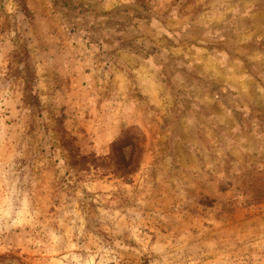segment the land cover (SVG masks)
I'll return each instance as SVG.
<instances>
[{
  "label": "rangeland",
  "instance_id": "374dc122",
  "mask_svg": "<svg viewBox=\"0 0 264 264\" xmlns=\"http://www.w3.org/2000/svg\"><path fill=\"white\" fill-rule=\"evenodd\" d=\"M0 264H264V0H0Z\"/></svg>",
  "mask_w": 264,
  "mask_h": 264
},
{
  "label": "trees",
  "instance_id": "16d2710c",
  "mask_svg": "<svg viewBox=\"0 0 264 264\" xmlns=\"http://www.w3.org/2000/svg\"><path fill=\"white\" fill-rule=\"evenodd\" d=\"M29 70H28V72H29V77H30V81H34V72H33V70H32V68H28Z\"/></svg>",
  "mask_w": 264,
  "mask_h": 264
}]
</instances>
